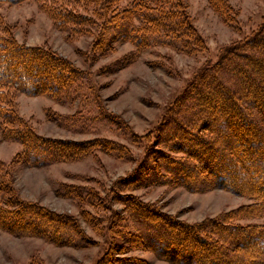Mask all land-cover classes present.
<instances>
[{"label":"trees","instance_id":"obj_1","mask_svg":"<svg viewBox=\"0 0 264 264\" xmlns=\"http://www.w3.org/2000/svg\"><path fill=\"white\" fill-rule=\"evenodd\" d=\"M25 1L28 0H0V4ZM66 1L74 7H90L91 13H79L64 2L44 3L42 8L61 30L81 32L86 27H99L92 45L95 55H108L117 42H130L137 51L153 46H168L188 55L206 51L183 0ZM208 3L226 24L235 25L233 10L226 0H208ZM136 58L137 53L124 57L118 60V67H126ZM85 82L84 72L70 62L47 49L20 45L10 34L0 32V129L3 140L23 146L19 161L42 168L87 157L98 148L108 150L107 144L100 141L72 147L62 141L46 140L35 134L17 111L18 94L47 95L64 103L84 93ZM178 101L166 123L158 128L160 143L169 152L181 156L150 152L147 160L151 158L148 162H154L151 167L156 181L152 185L176 184L192 192L226 189L253 200L254 204L202 225H186L132 198L125 203L136 232L124 239L172 264H198V261L264 264V227L237 222L264 216V21L257 31L221 50L215 63H205ZM70 123L75 124V118ZM164 127L168 129L163 134ZM171 143L174 146L168 147ZM154 154L159 157L160 169L153 160ZM5 167L0 161V180L4 178ZM138 176L136 172L130 179L133 181ZM205 177L209 181L205 182ZM130 179L121 182L122 185ZM244 183L245 187L237 188ZM11 186L9 182H0V194H10L9 199L0 196L1 228L16 236L47 237L53 242L61 234L62 243L78 235L74 219L18 200ZM61 194L82 201L93 196L91 190L74 186H65ZM34 210L38 213H33ZM21 221L34 230L24 232L9 226L11 223L19 226ZM124 262L107 259L105 255L99 264Z\"/></svg>","mask_w":264,"mask_h":264},{"label":"rangeland","instance_id":"obj_2","mask_svg":"<svg viewBox=\"0 0 264 264\" xmlns=\"http://www.w3.org/2000/svg\"><path fill=\"white\" fill-rule=\"evenodd\" d=\"M183 1L192 25L206 46V51L195 55L179 53L168 46L137 51L130 42H117L108 55H95L92 45L99 27H86L81 32L61 30L42 5L64 2L79 13L85 11L86 15L90 7H74L66 0L0 4L2 35L10 34L26 47L47 49L86 76L84 93L74 101L62 103L47 95L18 94L15 104L19 115L35 134L46 140L62 141L72 147L100 141L108 149L98 148L87 157H72L73 160L42 168L29 167L18 158L23 146L3 140L0 129V161L6 166L0 182H9L18 200L71 217L79 229L73 240L62 243L61 234L53 242L47 237L16 236L0 227V264H99L105 255L107 259L130 261L125 264L139 261L172 264L125 240L136 232L125 200L133 198L155 207L159 213L186 225H202L254 204L253 200L226 189L192 192L176 184L152 185L156 182L151 167L154 162H148L151 158L147 160V155L156 151L174 158L181 156V153L169 152L160 143L158 127L176 109L194 74L205 63H215L221 50L257 31L264 21V0H226L233 10L235 25L226 24L208 0ZM133 53H137L135 61L119 68L118 60ZM72 118L75 124L70 123ZM168 127L161 132L164 134ZM112 146L119 149L114 150ZM157 158L154 154L153 160L160 169ZM136 172L139 176L135 183L130 178ZM128 179L127 186L122 185ZM206 181L209 177H205ZM65 186L89 189L93 196L83 201L63 196ZM9 195L5 193L4 198L9 199ZM237 222L264 227V216ZM17 225L20 227L9 224L24 232L34 230L23 221Z\"/></svg>","mask_w":264,"mask_h":264}]
</instances>
